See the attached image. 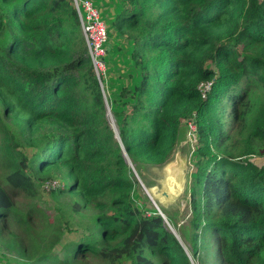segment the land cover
Instances as JSON below:
<instances>
[{"label": "trees", "instance_id": "1", "mask_svg": "<svg viewBox=\"0 0 264 264\" xmlns=\"http://www.w3.org/2000/svg\"><path fill=\"white\" fill-rule=\"evenodd\" d=\"M120 2L110 25L139 75L107 101L117 141L73 0H0V242L15 264H191L185 247L204 264L207 244L215 264H264V0ZM191 121L183 247L133 199L123 153L134 168L161 164ZM44 185L71 199L56 215ZM85 212L61 261L54 248Z\"/></svg>", "mask_w": 264, "mask_h": 264}, {"label": "rangeland", "instance_id": "2", "mask_svg": "<svg viewBox=\"0 0 264 264\" xmlns=\"http://www.w3.org/2000/svg\"><path fill=\"white\" fill-rule=\"evenodd\" d=\"M89 1H92L94 5L95 2H97L96 5L98 4L97 5L98 7L96 5L95 6L99 12L101 20L106 24V27L110 33L108 45L106 47L108 52H107V56L105 57L106 59L104 61V70L99 72L100 80L98 81L101 93L103 94L105 101L110 102L112 99H114V95L118 93L122 87L128 86L129 88H133L134 86L137 85L139 71L134 67V65L130 61V54L132 50L131 45L123 41L119 36H117L115 32H113V28L110 25L114 17V11H116L118 8L121 7L120 0H89ZM112 106L113 105L111 104V107ZM111 107H109V109ZM114 111L116 112L118 111V107L116 105H114ZM107 119L110 122L111 128L113 126V128L116 131L115 119L110 111L107 113ZM27 153L29 156L31 155L30 151H28ZM191 171H193V169ZM59 183L60 185H62L61 182ZM48 189H49L48 185H44L43 187L40 188V190L43 192L42 193L43 200L47 202L49 210L46 209L47 207L46 205L44 204L42 205L46 209L47 213L53 216L56 215V210L53 208L55 205L59 204L60 206V204L66 202L65 200L68 199L71 200V199L67 195H63L57 199H50L49 195L47 194ZM142 192L143 191L139 188L138 182L136 180V187H134L133 199L137 203H142L143 205L147 206L149 209H154L156 211V209L153 207L151 203H147L144 201ZM89 218H91V213H87V212H85V215L83 217L75 216L73 218L72 227L73 229H75V232H73L70 235H65L63 239L60 241V243L54 248V253L59 256V259L61 261L64 260V250L62 249L63 244L69 243L70 241H74L75 239H77L79 235L76 233V231H79L78 233H80L81 232L80 226L85 224L87 220H89ZM170 226L176 232V234H178L179 232L178 225L176 226L177 229H174L172 225ZM8 242H10V238L5 236L3 237V242H0V264H15L14 260L15 259L18 260V257H20L17 254V252L9 250L7 247L4 246V243H8ZM188 249L189 248L187 247L184 248L190 263L199 264L197 259L194 260L192 258L191 252ZM155 261L159 262V258L158 260L155 259ZM202 261L204 264H215L214 250L212 246L207 244L205 247H203Z\"/></svg>", "mask_w": 264, "mask_h": 264}, {"label": "water", "instance_id": "3", "mask_svg": "<svg viewBox=\"0 0 264 264\" xmlns=\"http://www.w3.org/2000/svg\"><path fill=\"white\" fill-rule=\"evenodd\" d=\"M98 81L100 80L97 77ZM103 97V94H102ZM106 112L109 107L103 97ZM115 139L119 141L117 129L112 126ZM195 148L188 136L187 127L183 124L178 131L176 144L171 157L161 164L139 163L134 168L124 154L128 166L131 168L139 188L143 191L144 201L151 203L157 213L162 217L168 226V230L177 238L183 246L178 234L167 222V217L177 221L179 232L184 240L189 243L188 220L191 215L190 206V181L193 166L191 157ZM167 216V217H166ZM184 247V246H183Z\"/></svg>", "mask_w": 264, "mask_h": 264}, {"label": "built area", "instance_id": "4", "mask_svg": "<svg viewBox=\"0 0 264 264\" xmlns=\"http://www.w3.org/2000/svg\"><path fill=\"white\" fill-rule=\"evenodd\" d=\"M73 3L92 66L96 76L99 78V72L104 70L102 58L107 53L108 34L106 24L101 20L99 12L92 1L73 0ZM198 89L201 98L205 99L206 94L211 89V83H201ZM184 125L187 127L188 136L192 142V146L195 148L197 143L196 126L193 121L184 123ZM57 186L56 182L52 184L53 188Z\"/></svg>", "mask_w": 264, "mask_h": 264}, {"label": "clouds", "instance_id": "5", "mask_svg": "<svg viewBox=\"0 0 264 264\" xmlns=\"http://www.w3.org/2000/svg\"><path fill=\"white\" fill-rule=\"evenodd\" d=\"M110 110V109H109Z\"/></svg>", "mask_w": 264, "mask_h": 264}]
</instances>
